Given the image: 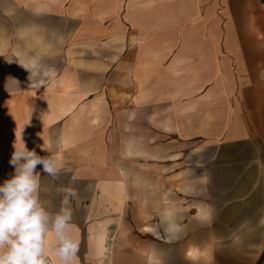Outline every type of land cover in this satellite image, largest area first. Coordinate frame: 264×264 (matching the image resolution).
Instances as JSON below:
<instances>
[{
    "label": "crops",
    "instance_id": "crops-1",
    "mask_svg": "<svg viewBox=\"0 0 264 264\" xmlns=\"http://www.w3.org/2000/svg\"><path fill=\"white\" fill-rule=\"evenodd\" d=\"M21 134L76 264H264V0H0V184Z\"/></svg>",
    "mask_w": 264,
    "mask_h": 264
},
{
    "label": "clouds",
    "instance_id": "clouds-1",
    "mask_svg": "<svg viewBox=\"0 0 264 264\" xmlns=\"http://www.w3.org/2000/svg\"><path fill=\"white\" fill-rule=\"evenodd\" d=\"M38 147L47 154L29 150L21 134L9 161L14 172L0 184V264H52V257L58 264H76L79 238L69 203L76 193L60 189L65 194L60 209L48 210L41 199L37 165L55 180L61 172V161L43 145ZM165 231L176 234L180 228L168 223Z\"/></svg>",
    "mask_w": 264,
    "mask_h": 264
},
{
    "label": "rangeland",
    "instance_id": "rangeland-1",
    "mask_svg": "<svg viewBox=\"0 0 264 264\" xmlns=\"http://www.w3.org/2000/svg\"><path fill=\"white\" fill-rule=\"evenodd\" d=\"M160 233L162 234V232H160ZM162 237H163V234H162ZM231 264H240V263L232 262ZM258 264H260V262Z\"/></svg>",
    "mask_w": 264,
    "mask_h": 264
}]
</instances>
